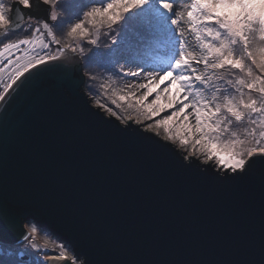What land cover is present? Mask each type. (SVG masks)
<instances>
[{
  "label": "snow or ice",
  "instance_id": "snow-or-ice-1",
  "mask_svg": "<svg viewBox=\"0 0 264 264\" xmlns=\"http://www.w3.org/2000/svg\"><path fill=\"white\" fill-rule=\"evenodd\" d=\"M152 48L167 54L145 55ZM0 61V132L25 154L23 179H6L0 194V264H264V0H0ZM45 77L74 96L43 88ZM90 128L161 161L169 178L225 193L210 226L179 214L183 199L165 201L176 213L165 218L105 191L89 208L57 211L40 182L45 166L57 167L51 136L68 143L69 130ZM193 233L233 258L94 255L100 244L128 255Z\"/></svg>",
  "mask_w": 264,
  "mask_h": 264
},
{
  "label": "water",
  "instance_id": "water-1",
  "mask_svg": "<svg viewBox=\"0 0 264 264\" xmlns=\"http://www.w3.org/2000/svg\"><path fill=\"white\" fill-rule=\"evenodd\" d=\"M69 55L72 56L71 53ZM41 83L43 88L60 91L66 99L74 96L73 89L62 78L45 77ZM0 111H3L2 107ZM58 118L65 117L61 114ZM19 131L21 137L26 134L23 126H20ZM66 134L71 136V141L63 144H57L59 137L52 134L51 143L57 167L48 169L45 166L40 176V182L52 193L50 203L57 211L67 214L69 209L75 206L89 208L97 202V193L105 191L121 199L134 200L139 207L158 210L165 218L176 214L165 201L168 198L183 199L185 207L179 214L198 216L202 224L210 226L212 215L218 213L226 202L225 193L169 178L161 161L147 158L140 150L106 133L90 128L85 136H79L71 130ZM69 165L74 167L68 170L63 183H57V173ZM24 166L25 154L18 142L14 143L10 137L6 142L5 134L0 132V194H3L6 179L9 185L14 180L20 182L23 179ZM72 222L82 232L90 234L86 222H81L75 217ZM169 227L170 234L180 230L179 225L175 223H171ZM54 233L58 238L67 239L64 232L54 230ZM94 255L99 260L145 261H217L233 258L226 247L205 243L197 233L186 237L183 243L175 245L165 243L157 248L132 246L128 255L100 244L94 249Z\"/></svg>",
  "mask_w": 264,
  "mask_h": 264
},
{
  "label": "rangeland",
  "instance_id": "rangeland-1",
  "mask_svg": "<svg viewBox=\"0 0 264 264\" xmlns=\"http://www.w3.org/2000/svg\"><path fill=\"white\" fill-rule=\"evenodd\" d=\"M83 3H88L89 0H82ZM21 35H23V33H21ZM257 38H258V33H257ZM148 51V50H147ZM166 50H162V49H156V48H152L151 50H149V52H146L145 55H150L153 58H157V57H163L165 56ZM4 63V61H0V66H2ZM162 102H166L162 101ZM41 243H43V240H41ZM49 249H53L54 251H58V247L57 244H55V242L50 241L48 244ZM5 254L3 249H0V256H3Z\"/></svg>",
  "mask_w": 264,
  "mask_h": 264
},
{
  "label": "bare ground",
  "instance_id": "bare-ground-1",
  "mask_svg": "<svg viewBox=\"0 0 264 264\" xmlns=\"http://www.w3.org/2000/svg\"><path fill=\"white\" fill-rule=\"evenodd\" d=\"M68 57H70L69 53L67 54ZM63 263L62 261L59 260H49L47 261V264H61Z\"/></svg>",
  "mask_w": 264,
  "mask_h": 264
},
{
  "label": "trees",
  "instance_id": "trees-1",
  "mask_svg": "<svg viewBox=\"0 0 264 264\" xmlns=\"http://www.w3.org/2000/svg\"><path fill=\"white\" fill-rule=\"evenodd\" d=\"M149 50H151V49H149ZM149 50H148L147 52H149ZM6 72H7V70H6ZM6 72H5V75L3 76V79H4V80H7V74H6ZM57 247H58L59 250H58V251H55V252L58 253V252L60 251V248H59L58 245H57Z\"/></svg>",
  "mask_w": 264,
  "mask_h": 264
}]
</instances>
